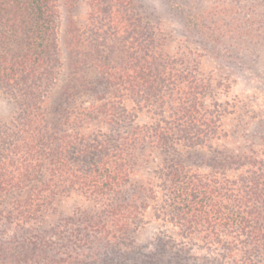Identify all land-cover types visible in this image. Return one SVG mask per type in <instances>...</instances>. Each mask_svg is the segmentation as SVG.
Wrapping results in <instances>:
<instances>
[{
    "label": "trees",
    "instance_id": "16d2710c",
    "mask_svg": "<svg viewBox=\"0 0 264 264\" xmlns=\"http://www.w3.org/2000/svg\"><path fill=\"white\" fill-rule=\"evenodd\" d=\"M74 1L0 0V88L18 107L0 125V264H200L170 237L135 244L156 180L177 236L223 249L228 264H264V161L218 143L226 111L206 104L202 57L171 55L138 0H86L65 63L60 3ZM163 1L203 41L240 34L196 0ZM155 152L162 161L145 173ZM72 196L94 210L59 217Z\"/></svg>",
    "mask_w": 264,
    "mask_h": 264
},
{
    "label": "rangeland",
    "instance_id": "374dc122",
    "mask_svg": "<svg viewBox=\"0 0 264 264\" xmlns=\"http://www.w3.org/2000/svg\"><path fill=\"white\" fill-rule=\"evenodd\" d=\"M196 1L201 3V7L218 11L216 17H211L210 23L221 20V27L234 25L240 34L236 35L234 32V39H229L230 36L223 34L221 28L210 31L203 41L201 36L193 35L185 28L180 16L164 6L163 0H138L152 20L160 25L171 55L180 50L191 49L202 57V71L212 82L206 104L217 102L221 110L226 111L222 120V131L227 134V138L218 143L225 144L230 149H252L256 157L264 161V0ZM60 5L59 37L62 59L67 63L63 44L69 25L82 26L89 8L86 0L74 1L71 7L61 3ZM245 29H250V34L245 35ZM89 72L93 78L94 71ZM63 74L62 79L70 75L67 66ZM17 109L13 98L0 88V125L10 124ZM135 120L143 125L149 118L146 112H137ZM95 130L108 132L110 129L98 126ZM161 161L160 155L155 152L152 161L145 166V173H150ZM161 182L156 180L160 185L156 188L157 199L151 202L139 230L133 234L135 244L149 247L158 236L170 237L177 246H184L189 250L190 257L199 259L200 264H228L229 260L225 258L223 249L208 247L196 239L177 236L179 229L166 218L168 214L164 209L165 190L161 187ZM93 210L91 203L72 196L60 201L57 215L70 217L77 211L91 213Z\"/></svg>",
    "mask_w": 264,
    "mask_h": 264
}]
</instances>
